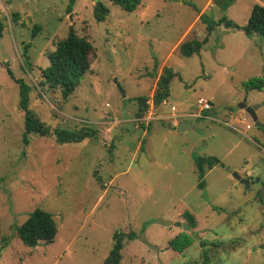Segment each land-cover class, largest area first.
<instances>
[{
	"label": "rangeland",
	"instance_id": "1",
	"mask_svg": "<svg viewBox=\"0 0 264 264\" xmlns=\"http://www.w3.org/2000/svg\"><path fill=\"white\" fill-rule=\"evenodd\" d=\"M97 1L109 10L101 21ZM69 2L0 0V264H103L113 235L131 231L120 264H264V105L256 121L239 107L264 102V85L246 87L264 80V35L220 23L199 53L179 51L182 42L205 36L201 13L243 26L264 0H234L225 10L212 0H142L134 10L74 0L68 11ZM70 26L94 54L64 100L40 84L41 70ZM165 67L178 74L167 98L176 113L197 111L199 97L216 112L179 116L191 125L180 132L168 119L141 120L150 111L167 115L169 106L149 103L137 117V98H152ZM18 79L29 86L28 106L40 120L51 128H93L96 138L61 144L30 134L25 144ZM195 155L222 164L206 171L204 188ZM35 208L52 214L57 235L30 247L17 228ZM185 237L188 245L171 246Z\"/></svg>",
	"mask_w": 264,
	"mask_h": 264
},
{
	"label": "trees",
	"instance_id": "2",
	"mask_svg": "<svg viewBox=\"0 0 264 264\" xmlns=\"http://www.w3.org/2000/svg\"><path fill=\"white\" fill-rule=\"evenodd\" d=\"M113 4L126 10H134L142 0H109ZM234 0H212V3L218 8L225 10ZM74 0H70L67 10L70 11ZM108 8L101 2H95L94 15L98 21L104 20L108 14ZM16 15V14H14ZM199 19L206 23V34L201 39H191L182 42L179 45V51L183 55L199 53L203 44L208 40V36L215 28V25L223 23L226 27H235L243 30L245 34L264 35V5L254 4L251 8L249 17L243 26L221 17L218 21L209 20L205 13L199 15ZM39 30V26H34V32ZM1 33V25H0ZM94 54L93 44L85 36L78 35L72 26L69 27L67 35L54 44V49L49 52V64L41 70V85H46L50 90L58 89L61 97L66 100L79 85L83 76L90 70L91 59ZM8 73L12 76L11 71ZM178 76L171 67H165L156 81V89L152 95L155 105H159L163 99L168 98L170 93V82ZM19 84V102L18 106L24 113V134L23 141L28 144V136L37 134L39 136H54L57 143H75L86 138H96V130L88 127H81L78 130H68L63 128H51L29 109V86L22 80L18 79ZM264 80L261 78L251 79L246 82L247 88L261 89ZM139 108L136 116L142 117L148 109V97L140 96L137 98ZM209 115V112H206ZM211 115V114H210ZM264 130V125L259 124ZM195 170L198 176V187L204 188V175L207 170L221 164L215 156H194ZM191 226L195 225V219L189 212L183 213ZM20 240L27 246L34 247L39 242L51 243L57 235V224L52 214L44 209L35 208L31 211L26 220L17 228ZM135 237L134 232H116L113 235V247L105 257L103 264H120L121 250L125 240ZM171 246L180 248L182 245H188L187 237L173 239L170 241Z\"/></svg>",
	"mask_w": 264,
	"mask_h": 264
},
{
	"label": "built area",
	"instance_id": "3",
	"mask_svg": "<svg viewBox=\"0 0 264 264\" xmlns=\"http://www.w3.org/2000/svg\"><path fill=\"white\" fill-rule=\"evenodd\" d=\"M148 104L150 103L151 107L153 108V100L152 98L150 100L147 101ZM196 104H197V111L191 113L190 115L192 116H197V117H201L203 112H209L210 110L213 109V104L211 102L210 99L204 98V97H199L196 100ZM155 105V104H154ZM157 106V105H156ZM169 106L170 109V113L167 115H158L153 113L152 111L148 112L146 116H143L141 118V120L145 121L146 123H148L149 121L152 120H156V119H168L170 121V123L173 126H176L178 123V117L179 116H184V115H180V113H176V106H174L173 104H169L168 99H163L160 104L159 107H166ZM154 109V108H153ZM247 127H249V125H247Z\"/></svg>",
	"mask_w": 264,
	"mask_h": 264
},
{
	"label": "water",
	"instance_id": "4",
	"mask_svg": "<svg viewBox=\"0 0 264 264\" xmlns=\"http://www.w3.org/2000/svg\"><path fill=\"white\" fill-rule=\"evenodd\" d=\"M124 95V94H123ZM264 105V102L262 103H257V104H253V105H250V106H247L246 105V102L243 101L242 103L239 104V107L241 109H243L253 120H257V116H256V110L260 107ZM211 114H214L215 111L212 109L209 111ZM189 128V125L186 123V122H180L176 128V130L178 132L180 131H183L184 129H188ZM228 170V168H226ZM232 176L236 179H238L241 183L245 184L246 187L249 186L250 182L249 180L245 179V178H242L237 172L233 171L231 172Z\"/></svg>",
	"mask_w": 264,
	"mask_h": 264
},
{
	"label": "crops",
	"instance_id": "5",
	"mask_svg": "<svg viewBox=\"0 0 264 264\" xmlns=\"http://www.w3.org/2000/svg\"><path fill=\"white\" fill-rule=\"evenodd\" d=\"M261 5H264V3L262 2V3H260ZM160 109L161 108H163V107H159ZM164 108H166V107H164ZM167 109V108H166ZM177 109V108H176ZM213 110L216 112V108H215V106L213 105ZM194 112H196V111H194ZM170 113V112H169ZM168 113V114H169ZM180 113V115L182 114V115H184V117H186V116H189V117H192V118H198L197 116H192V115H190L191 113H193V112H189V113H184V112H179ZM202 114V116L204 115V116H206L207 114H203V113H201ZM208 116H210V113H209V115ZM212 116V115H211ZM209 119H211V117L209 118ZM184 120H179L178 121V123H177V125L176 126H174L175 128H177V126H178V124L180 123V122H183ZM237 121H239V122H241L240 120H237ZM184 122H186V121H184ZM188 125H189V128H191V125L188 123V122H186ZM226 124L227 125H229V126H231V124L232 123H230V122H226ZM233 125V124H232ZM188 128V129H189ZM247 129H250V128H247ZM244 134H245V132H243Z\"/></svg>",
	"mask_w": 264,
	"mask_h": 264
}]
</instances>
